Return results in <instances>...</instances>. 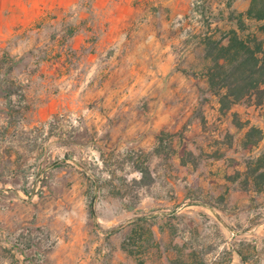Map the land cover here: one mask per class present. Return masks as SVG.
I'll use <instances>...</instances> for the list:
<instances>
[{
  "label": "rangeland",
  "instance_id": "rangeland-1",
  "mask_svg": "<svg viewBox=\"0 0 264 264\" xmlns=\"http://www.w3.org/2000/svg\"><path fill=\"white\" fill-rule=\"evenodd\" d=\"M195 1L0 0V264H264V104L196 44L250 1Z\"/></svg>",
  "mask_w": 264,
  "mask_h": 264
},
{
  "label": "trees",
  "instance_id": "trees-1",
  "mask_svg": "<svg viewBox=\"0 0 264 264\" xmlns=\"http://www.w3.org/2000/svg\"><path fill=\"white\" fill-rule=\"evenodd\" d=\"M249 1L244 12L233 9L222 16L218 10L208 31L196 38L203 52V74L211 91L218 95L222 110L243 100L264 104V0ZM252 131L258 132L251 127L246 135ZM252 173L256 179L264 178V159Z\"/></svg>",
  "mask_w": 264,
  "mask_h": 264
}]
</instances>
